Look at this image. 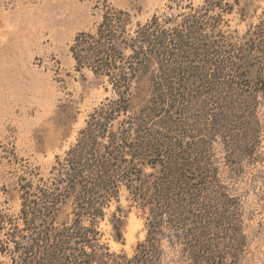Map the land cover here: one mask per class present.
Listing matches in <instances>:
<instances>
[{
    "label": "trees",
    "instance_id": "obj_1",
    "mask_svg": "<svg viewBox=\"0 0 264 264\" xmlns=\"http://www.w3.org/2000/svg\"><path fill=\"white\" fill-rule=\"evenodd\" d=\"M219 4L204 0L171 30L157 16L132 28L128 11H107L94 33L75 36L76 70L106 77L114 96L90 113L36 199L22 203L34 235L15 243L12 264H247L244 207L233 187L220 182L211 143L219 137L224 164L239 173L259 148V126L252 122L264 98V9L244 43L232 36L206 42V31L220 30L228 13ZM153 62L160 66L150 68ZM140 92L145 96L130 112V98ZM121 185L146 214V237L130 257L110 252L101 240L100 224ZM68 203L72 217L59 220ZM119 212L116 206L109 220L115 241L123 238Z\"/></svg>",
    "mask_w": 264,
    "mask_h": 264
},
{
    "label": "rangeland",
    "instance_id": "obj_2",
    "mask_svg": "<svg viewBox=\"0 0 264 264\" xmlns=\"http://www.w3.org/2000/svg\"><path fill=\"white\" fill-rule=\"evenodd\" d=\"M215 1L228 13H223L220 30L206 31V42L222 43L232 36L244 43L246 31L259 21L264 0ZM203 3L204 0H0V219H6L0 230V264H12L15 243L28 241L31 233L34 235L24 222L22 203L36 199L35 193L55 176L57 158L62 159L75 143L90 113L106 97L114 96L106 77L87 68L76 70L70 53L75 36L80 32L94 33L104 14L117 10L132 15V28L137 22L151 21L153 16L165 30L181 28L187 14ZM219 9L209 12L208 17H216ZM122 51L127 55L130 50ZM165 64L174 65L173 61ZM190 64L206 68L213 65L197 61ZM149 66L157 68L160 64L153 62ZM147 84L146 80L140 82L144 87ZM140 93L130 98V112L139 108L145 96V92ZM213 104L208 106L212 108ZM256 107L257 117L252 123L259 126L260 144L254 158L242 161L240 173L224 164L225 151L219 137L211 143L220 182L233 187L244 207L245 233L251 236L247 264H264V98ZM122 119L120 116L114 120V130L119 129ZM116 206L122 241L113 239L109 222ZM106 211L100 224L101 240L110 252L132 256L146 237V214L131 201L124 185L120 186L119 200L112 201ZM70 216L68 203L62 206L58 219Z\"/></svg>",
    "mask_w": 264,
    "mask_h": 264
}]
</instances>
